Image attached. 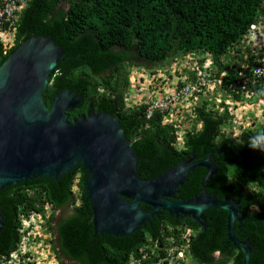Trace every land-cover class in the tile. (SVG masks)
<instances>
[{"label":"trees","instance_id":"obj_1","mask_svg":"<svg viewBox=\"0 0 264 264\" xmlns=\"http://www.w3.org/2000/svg\"><path fill=\"white\" fill-rule=\"evenodd\" d=\"M24 2L26 5L16 8L11 16L17 29L14 49L34 34L51 37L64 50L46 86L47 106L57 92L69 88L82 98L76 109L67 111L69 121L86 115L90 106L117 117L133 143L137 171L143 179L159 176L191 156L201 160L209 154L218 168L207 180L206 191L219 199L239 202L244 218L242 228L237 221L234 231L241 240H249L251 264H264V120L250 112L241 116L239 134L222 132L232 118L221 100L216 103L220 87L228 90L235 83L237 90L249 75L240 76L239 72L250 71L255 65L244 59L241 38L252 23L264 21V0ZM3 30L1 26L0 40ZM234 48L240 54L232 68V60L226 59ZM3 49L0 42V64L8 55ZM198 51L206 54L204 58ZM174 63H180L175 68L179 79L172 85L182 103L173 120H168L170 113L174 115L171 110L158 109L148 117L146 102L126 105L124 93L135 69L148 71L155 82L172 83L174 74L168 68ZM207 70L215 73L200 84ZM223 71L220 84L217 77ZM247 87V93L238 95L240 102L249 101L251 107L261 109L264 119L262 83L250 82ZM188 107L193 114L183 122ZM254 142L256 147L251 146ZM207 170L204 165L192 169L177 195L189 199L199 194ZM87 176V169L79 163L57 179L38 176L2 188L0 260L20 247L23 214L50 211L47 227L52 234L51 248L63 264H180L177 252L181 247L199 264H245L243 253L228 236V212L222 209L205 212L206 227L197 226L191 216L175 217L162 210L131 234L96 232L91 203L83 188ZM143 208L151 209L147 204ZM57 211L63 216L55 223ZM188 227L195 234L184 233ZM25 254L28 257L31 253Z\"/></svg>","mask_w":264,"mask_h":264},{"label":"water","instance_id":"obj_2","mask_svg":"<svg viewBox=\"0 0 264 264\" xmlns=\"http://www.w3.org/2000/svg\"><path fill=\"white\" fill-rule=\"evenodd\" d=\"M63 53L51 37L33 34L0 64V191L38 176L60 178L81 163L88 172L83 188L96 232L128 235L162 210L191 215L199 222L206 218V210L222 209L228 212L230 240L250 264V242L240 240L234 231L236 221L243 218L241 205L206 191L207 180L218 168L209 154L201 160L191 156L159 176L143 179L137 154L117 117L90 106L86 115L69 121L67 111L82 100L69 88L57 92L47 106L46 86ZM199 165L208 168L200 193L179 200L180 186ZM143 204L151 209L145 210ZM3 225L0 208V230Z\"/></svg>","mask_w":264,"mask_h":264},{"label":"clouds","instance_id":"obj_3","mask_svg":"<svg viewBox=\"0 0 264 264\" xmlns=\"http://www.w3.org/2000/svg\"><path fill=\"white\" fill-rule=\"evenodd\" d=\"M25 5H26V3L23 0V2L20 3V6H19L18 9L21 10V6L24 7ZM260 23H264V21L259 20L258 22L252 23L250 28H249V30L241 38V44H242V48L244 50L243 52L246 53L245 56H244V59L246 61L252 63V64L254 63L255 65H253L251 67L250 71H247V72L241 71V72H239L240 76L252 73L254 71V68H256L257 66L261 65V61L264 59V51H261V49L257 48L254 45V43H256V41L254 39L253 40L250 39V37H251V34H250L251 27L253 25L258 26V25H260ZM1 34H2V38H1L0 42H2V44L4 46L3 53L6 54V55L7 54L9 55L10 52L16 46L17 29H15V32H13L11 34H9V33L4 34V32H1ZM8 50H10V52H8ZM198 53L203 58L206 55V54H204L203 51H198ZM238 54H240V52L237 50V48H234L231 51L230 54L229 53L227 54L226 61L227 60H232V64L230 65L232 68L234 67V64H235L234 61H236ZM231 56H232V58H231ZM226 61H225V63H226ZM209 63H210V61H209ZM173 65H175V67L171 68ZM177 65H180V63H177V64L174 63V64H172V66L170 68H168L169 72L172 71L171 73L174 74V77H173V79L170 78V80L172 79L171 80L172 83L167 81L168 83L166 82L165 84H162L161 82H155L154 78L151 77L150 74H148V77H146L145 75H147V74H145L143 72V73H141V74L136 76L134 71H133V73L130 75V78H129L130 83H129L128 89L124 93L126 105L128 107H131V106L139 105V104H141L143 102H146L147 107H146L145 111L147 113V116L150 117L153 114L154 111L160 109V108H154L152 110V113H149V108L152 105L155 107L156 101L161 100V99L162 100L167 99V97H169V96L172 97L173 95H177L178 99L176 101L171 100L170 102H168L170 104L169 108L165 109V110H171L172 112H174V115H172V113H170V116L168 117V120H173L175 118V114L180 112V109H181L180 105L182 103V96L178 92H175L173 90V85H172L173 83H176L178 81V79H179V77L177 76L176 69H175ZM181 67H183L182 64H181ZM213 73H215V72L211 71V77H212ZM224 75H225V71L221 72L220 76L217 77L220 80L219 81L220 84H222V82H223V76ZM161 76L164 79L168 78L165 73H161ZM211 77H210V80H211ZM214 80H216V79H214ZM146 82H148V85H144ZM141 84H143L144 86H142ZM262 88L264 89L263 85H262ZM66 89H68V88H66ZM140 92H142V94H140ZM216 93H218V95L216 96V99H217L216 103L218 102V100H221V104H223L228 109V111L230 112L231 118H232V122L230 123V120L228 122L230 124V127H228L229 124L224 125L222 127V132H225L226 130H231V131L234 130V132H233L234 134H239L238 131L241 128V126H240L241 125V122H240L241 118H239V119H235L234 118V121H233V116H234V114L237 112V110L240 107H244V106H250L251 107V102L247 101L244 104H242L240 102V100H239V96L238 95H233V96L229 95L227 93V90L225 88H222V87H220ZM214 95H216V94H214ZM139 97H141L140 100H139ZM129 101H131L132 104L129 103ZM219 104L220 103H218V106H219ZM187 109H188V114H193V111H192V109H190V107H188ZM93 110H94V108H93ZM94 111H97V110H94ZM99 111H102V110H99ZM221 111H222V108H221ZM236 118H237V116H236ZM260 120H261V122H263V120H264L262 118V114L261 113H260ZM234 123H238V124L235 125ZM129 142H131V141H129ZM132 145H133V143H132ZM251 146L252 147H256L255 142ZM179 200H182V198H180V196H179ZM49 212L50 211H47L46 213H43V214H41V213H32L30 215L23 214V216H22V224L23 225H22V227L20 229L21 233H23V235H22V240L23 241H22V243H20V247L12 252V254L10 255L9 258H3V260H0V263H1V261H5L6 264H29V262L31 261V264H37V258L35 257V254L32 252V250L29 247L30 240L33 238V235H34L35 230H36V227H34V221L36 219H44V220L47 219L46 220V223H47L48 222ZM60 213H63V212L62 211H57L56 212V218L60 216ZM180 215H183V214L175 215V217H178ZM171 216H174V215H171ZM185 216H191V215H185ZM205 217H206V214H205ZM243 218H244V216H243ZM243 218H242V220H243ZM242 220H241V223L239 224V227H240V225L242 226ZM194 221H195L197 226H204V227L207 226V217L205 219L199 218V222H196L195 219H194ZM240 228H242V227H240ZM48 233H49L47 235L48 238H49L48 243L50 244V248H51V243L50 242H51L52 234H51L50 230H49ZM184 233H186V234H195L194 230L192 228H190V227L185 228L184 229ZM236 234L238 235V238H239V234L238 233H236ZM243 241H245V240H243ZM15 252H18V253H16V257L13 258L12 255H14ZM25 252H30L32 255L30 254V256L27 257ZM52 253H53V256L56 257L54 252H53V250H52ZM177 255L181 259V260L179 259L180 260L179 261L180 264H199V262H197L196 258H194L191 254H189L188 251H185L183 247H181L179 252H177ZM243 255H244V261H245V254L243 253ZM216 256H219V252L216 254ZM9 261H11V262L8 263ZM157 263H151V264H157ZM52 264H63V263H61L60 260L56 257V262L52 263ZM141 264H145V263H141ZM160 264H161V262H160ZM250 264H251V260H250Z\"/></svg>","mask_w":264,"mask_h":264},{"label":"built area","instance_id":"obj_4","mask_svg":"<svg viewBox=\"0 0 264 264\" xmlns=\"http://www.w3.org/2000/svg\"><path fill=\"white\" fill-rule=\"evenodd\" d=\"M4 3L0 4V27L4 26V30L2 32H4V34H11L13 32H15L16 26H15V20L11 19V16L13 15L12 13L14 12V10L16 8H19L20 3L23 2V0H2ZM10 21V24L6 25V22ZM259 26V27H258ZM253 25L251 27L250 30V34L251 37L250 39H254L256 41V43H254V45L261 49V51H264V23H260V25ZM263 36V37H262ZM211 71L212 70H208L205 71L203 73V77H202V81H200V84H204L205 81H203V79H207L209 75H211ZM251 82V84H259V82L262 83L263 87H264V59L261 61V65L257 66L256 68H254V71L252 73H250L249 75H247L244 79H242L241 81V85L240 88H238L237 90H234V85H229V88L227 90V93L229 95H240L242 92L247 93L248 91V85ZM231 90V91H230ZM235 91V92H233ZM178 99L177 95H173L172 97L169 96L167 97V99L164 100H158L155 103V107L152 105L149 108V113H152V110L154 108H160L162 110L168 109L169 108V103L171 100L176 101ZM16 253L15 252L13 256L16 257ZM11 261H9L8 263H10ZM0 264H6L5 261H1Z\"/></svg>","mask_w":264,"mask_h":264},{"label":"rangeland","instance_id":"obj_5","mask_svg":"<svg viewBox=\"0 0 264 264\" xmlns=\"http://www.w3.org/2000/svg\"><path fill=\"white\" fill-rule=\"evenodd\" d=\"M173 67H175V65H173L171 68H173ZM143 72L145 74H147L145 76L148 77L149 72L145 71L143 68L142 69L141 68L135 69V71H134L136 76L141 74V73H143ZM177 74L179 75V72H177ZM141 85L142 86L148 85V82H146L144 85L143 84H141ZM140 94H142V92H140ZM140 99H141V97H139V100ZM129 103L132 104L131 101H129ZM220 106L221 105H219V107ZM242 108L243 107H240L237 110V112L234 114V116L232 115L235 119L241 118V120H242L243 117H241V116L245 115V114H249L250 112H253L254 114H257L260 117L261 109L259 110L258 108H255L253 106L252 107L247 106L246 110H243ZM186 116H188V113H185L184 118H182L183 122H185V121L188 122L189 121V118L186 117ZM236 116H237V118H236ZM234 118H233V120H234ZM249 123H251V121H249ZM234 124L236 125L238 123H234ZM199 127L200 126H198V128ZM232 132H234V130H232ZM46 220L47 219H45V220L44 219H36L34 221V227H36V230H35V233L33 235V238L30 240V243H29L30 249L35 254V257L37 258V264H52V263L56 262V257L53 256L52 249L50 248V244L48 243L49 238H48L47 235L49 234L48 233L49 229H48V227L46 225L47 224Z\"/></svg>","mask_w":264,"mask_h":264},{"label":"flooded vegetation","instance_id":"obj_6","mask_svg":"<svg viewBox=\"0 0 264 264\" xmlns=\"http://www.w3.org/2000/svg\"><path fill=\"white\" fill-rule=\"evenodd\" d=\"M62 216H63V213H60V216L56 218L55 223L59 222ZM55 238H57V235L55 236Z\"/></svg>","mask_w":264,"mask_h":264}]
</instances>
